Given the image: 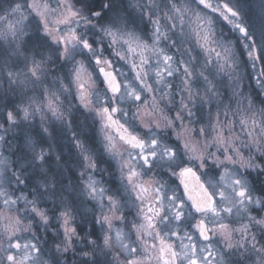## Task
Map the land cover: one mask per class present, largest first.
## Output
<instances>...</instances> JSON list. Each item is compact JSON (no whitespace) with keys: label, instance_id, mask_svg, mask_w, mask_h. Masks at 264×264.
I'll use <instances>...</instances> for the list:
<instances>
[{"label":"snow or ice","instance_id":"snow-or-ice-1","mask_svg":"<svg viewBox=\"0 0 264 264\" xmlns=\"http://www.w3.org/2000/svg\"><path fill=\"white\" fill-rule=\"evenodd\" d=\"M259 7L0 0V264H264Z\"/></svg>","mask_w":264,"mask_h":264},{"label":"rangeland","instance_id":"rangeland-1","mask_svg":"<svg viewBox=\"0 0 264 264\" xmlns=\"http://www.w3.org/2000/svg\"><path fill=\"white\" fill-rule=\"evenodd\" d=\"M260 4H261V0H249V6H250V9H251V15H252V19L253 20H256L261 14V10H260V7H259ZM117 67L120 68L119 64H117ZM120 71L127 72L128 68L127 67L120 68ZM0 87H3V85L0 84ZM81 119H82V117H81ZM61 144L62 145L67 144V141L64 140V139H61ZM64 152H65V154H67L68 153V149L64 148ZM105 179H107V177H105Z\"/></svg>","mask_w":264,"mask_h":264},{"label":"clouds","instance_id":"clouds-1","mask_svg":"<svg viewBox=\"0 0 264 264\" xmlns=\"http://www.w3.org/2000/svg\"><path fill=\"white\" fill-rule=\"evenodd\" d=\"M261 99H264V97H261ZM65 156L67 157V156H68V153H67V154H65Z\"/></svg>","mask_w":264,"mask_h":264},{"label":"trees","instance_id":"trees-1","mask_svg":"<svg viewBox=\"0 0 264 264\" xmlns=\"http://www.w3.org/2000/svg\"><path fill=\"white\" fill-rule=\"evenodd\" d=\"M98 3H99V0H97V5H98ZM97 10H99V9L97 8Z\"/></svg>","mask_w":264,"mask_h":264}]
</instances>
